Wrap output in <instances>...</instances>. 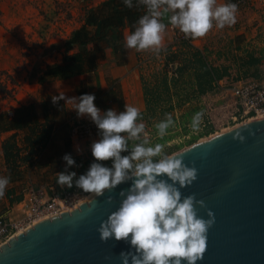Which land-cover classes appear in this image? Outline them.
Here are the masks:
<instances>
[{"label":"rangeland","instance_id":"rangeland-1","mask_svg":"<svg viewBox=\"0 0 264 264\" xmlns=\"http://www.w3.org/2000/svg\"><path fill=\"white\" fill-rule=\"evenodd\" d=\"M224 3L217 0L218 5ZM94 4L93 0H0V117H12L14 110L22 106L50 103L61 92L78 97L82 82L47 79L39 83L38 77L47 65L61 61L66 40L80 27L83 14L96 7ZM236 4L234 25L222 29L214 26L206 36L196 38L193 45L169 42L159 54L144 52L133 69L139 109L151 143L163 144L165 153L177 152L257 117L244 114L231 89L245 84L264 87V2ZM83 92L91 94V89ZM94 95L100 96L101 91ZM69 107L60 108L59 114L48 121L40 118L29 131L0 132V176L10 177L5 196L0 198V216L19 219L31 188L49 195L75 192L80 201L91 195L75 186L62 189L57 184L56 173L66 167L62 159L65 154L75 160L77 166L68 171L75 172L77 178L95 162L90 144L98 135L82 141L72 138L71 128L88 120L78 118ZM197 112L204 115L200 130L193 132L190 124ZM165 114H172L174 125L165 137L159 138L154 125ZM5 141L13 146V154L18 149L13 172L4 157ZM104 164L110 167L111 161ZM6 203L10 208L15 205L13 213L7 211Z\"/></svg>","mask_w":264,"mask_h":264},{"label":"clouds","instance_id":"clouds-1","mask_svg":"<svg viewBox=\"0 0 264 264\" xmlns=\"http://www.w3.org/2000/svg\"><path fill=\"white\" fill-rule=\"evenodd\" d=\"M123 4L129 9L134 7L133 0H123ZM135 6H143L146 13L133 25L134 31L124 37V47L137 52L162 51L167 26L160 18L166 13H171L169 23L192 39L206 36L214 26L222 29L237 22L238 5H218L217 0H136ZM95 99L93 94L67 97L63 92L52 97L54 105L63 100L78 118L89 119L98 135L90 144L95 162L78 178L68 171L77 166L73 157L63 156L66 167L56 173L58 186H75L99 197L129 184L119 192V207L97 229L102 242L115 240L129 245L128 251L119 255L122 264H197L206 252L207 234L215 224V215L208 210V219L200 217L197 208H205L204 201L195 195L182 196L181 189L191 186L198 176L194 166L183 162L182 154L191 149L165 153L163 144L151 143L138 107L126 103L120 112L114 108L101 111ZM203 115L197 112L192 117L193 132L200 130ZM173 125L172 114H165L154 125L157 136L165 137ZM237 138L243 142L239 133ZM76 151L81 154L79 147ZM108 161L110 167L104 164ZM9 183L10 177L0 176V198L5 196ZM93 203L89 201V212ZM106 203L112 204L113 198L108 197Z\"/></svg>","mask_w":264,"mask_h":264},{"label":"water","instance_id":"water-1","mask_svg":"<svg viewBox=\"0 0 264 264\" xmlns=\"http://www.w3.org/2000/svg\"><path fill=\"white\" fill-rule=\"evenodd\" d=\"M239 133V138L234 139ZM184 164L197 180L181 189L206 207L198 214L215 224L197 264H264V119L214 133L186 147ZM185 149V148H183ZM183 149L177 151L180 152ZM122 184L102 196L93 194L76 208L38 221L0 245V264H122L123 241L102 242L97 229L119 207ZM108 197L113 203H106ZM94 201L89 212V201ZM185 264V262H182Z\"/></svg>","mask_w":264,"mask_h":264},{"label":"trees","instance_id":"trees-1","mask_svg":"<svg viewBox=\"0 0 264 264\" xmlns=\"http://www.w3.org/2000/svg\"><path fill=\"white\" fill-rule=\"evenodd\" d=\"M225 3H237L239 0H223ZM129 9L123 4V0H103L96 7L89 9L85 13L84 21L80 27L75 29L71 36L66 40V51L59 63L47 65L45 70L38 77L39 83H44L47 79L57 78L66 80L81 76L85 73L97 69L99 61L105 58L106 51L112 49L114 54H122V29L127 26L134 31L139 18L146 13L143 6H135ZM85 94L81 91L78 97ZM117 93L110 90L101 92L96 96L95 105L101 109L109 102L115 101ZM64 108L63 101L54 105L52 100L43 101L40 106L28 105L16 108L12 117L3 115L0 117V132L31 130L39 124L40 118L48 121L50 116L56 117L59 109ZM39 109V110H38ZM39 111V112H38ZM29 137H26L28 142ZM13 146L9 141L3 144V153L9 171L15 170L17 164L13 165L14 157Z\"/></svg>","mask_w":264,"mask_h":264},{"label":"built area","instance_id":"built-area-1","mask_svg":"<svg viewBox=\"0 0 264 264\" xmlns=\"http://www.w3.org/2000/svg\"><path fill=\"white\" fill-rule=\"evenodd\" d=\"M249 1L252 0H239L238 3ZM260 1L264 2V0ZM91 8L94 7H90L89 9ZM169 33L170 43L173 45H193L195 41L192 38H185L184 34L172 25L169 27ZM231 91L246 116L260 115L264 118V87L245 84L234 86ZM96 134L97 129L90 120L74 125L70 130L71 137L80 141L90 139ZM80 199L79 195L75 192L51 193L49 195L42 189H29L21 217L17 220L0 218V245L22 232L19 230L24 227L28 228L38 221L76 208L80 203Z\"/></svg>","mask_w":264,"mask_h":264},{"label":"crops","instance_id":"crops-1","mask_svg":"<svg viewBox=\"0 0 264 264\" xmlns=\"http://www.w3.org/2000/svg\"><path fill=\"white\" fill-rule=\"evenodd\" d=\"M102 1L103 0H99V1L93 0V2L95 3L94 6H97ZM221 2H223V0H221ZM84 15L85 13L83 14V17ZM170 15L171 13H166L162 15V17L160 18L161 22L167 26L163 36V47L165 46L166 43L170 42V33H169V27L171 25L169 23ZM129 33H130L129 28L125 26L122 29V34H123V40L121 42L123 47L122 54H114L112 49H109L106 51L105 58L99 61L96 70L89 73H85L78 77L61 80V81L82 82L83 86L81 87L82 88L81 91L86 89L88 92L91 89V94L93 95L97 91L108 92L112 90L116 92L117 96L115 98V101L109 102L107 105L101 108V110H108L110 108H114L117 111H119L124 108L126 103L139 108L140 106L139 100L136 95V90L133 84V79H134L133 69L141 62L140 58L142 54L144 52L149 53L151 51L137 52L136 50H126L124 47V37ZM71 34L69 35V37L71 36ZM52 79H57V78H52ZM116 84L118 85L117 87ZM83 119L89 120L87 118H83ZM14 207L15 205H12L10 208L9 203L5 204V208H8L7 211H9V213H13ZM0 218L7 219V217H2V216H0Z\"/></svg>","mask_w":264,"mask_h":264},{"label":"bare ground","instance_id":"bare-ground-1","mask_svg":"<svg viewBox=\"0 0 264 264\" xmlns=\"http://www.w3.org/2000/svg\"><path fill=\"white\" fill-rule=\"evenodd\" d=\"M254 117V116H253ZM262 119H264L263 117H261L260 115H258L257 117H254V118H252V119H250L248 122H251V121H258V120H262ZM247 123V122H246ZM92 195V194H91ZM90 197V195L88 196V198ZM87 198V199H88ZM87 199H83V200H81L80 202H82V201H85V200H87ZM27 227H24V228H22L21 230H19V231H24L25 229H26Z\"/></svg>","mask_w":264,"mask_h":264}]
</instances>
